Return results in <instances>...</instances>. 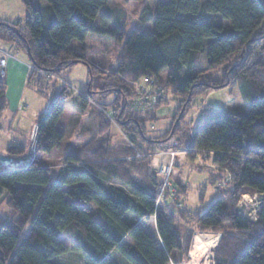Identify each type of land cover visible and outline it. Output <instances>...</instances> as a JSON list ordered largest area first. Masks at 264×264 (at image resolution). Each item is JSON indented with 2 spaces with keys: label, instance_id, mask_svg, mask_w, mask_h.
Wrapping results in <instances>:
<instances>
[{
  "label": "trees",
  "instance_id": "obj_1",
  "mask_svg": "<svg viewBox=\"0 0 264 264\" xmlns=\"http://www.w3.org/2000/svg\"><path fill=\"white\" fill-rule=\"evenodd\" d=\"M44 1L22 0L24 28L0 20V43L25 53L31 66L27 85L37 92L44 90V75L58 78L77 64L87 65L94 77L86 40L100 33L98 25L106 28L112 22L108 0ZM104 33L122 44L116 69L107 77L111 88L102 92V98L106 93L115 98L98 103L114 114L97 115L95 134L79 150L66 153L58 168H50L38 156L65 141L58 124L66 109L77 114L93 104L89 85L68 102L63 100L67 91L55 95L35 125L30 164L17 169L0 165V198L5 191L13 217L11 222L0 218V264H59L68 255L75 258L72 264H112L109 260L118 258L125 264H181L194 229L222 234L214 264H264V0H147L139 25L129 33L124 26ZM74 40L83 46L72 49ZM92 59L101 62L99 56ZM135 82L152 84L157 98L152 108L133 106ZM230 86L241 90L248 111L208 106L201 124L185 136L188 159L203 156L229 178V202L221 198L205 211L188 210L184 183H174V194H160L150 167L160 138L147 139L142 123L130 116L151 114L167 104L159 101L160 89L183 99L185 115L197 96ZM7 109L0 75V119ZM179 121L168 136L182 131ZM114 122L124 132V141L115 146ZM136 150L140 158L134 157ZM27 151L26 144L13 143L7 156L19 158ZM243 189L263 197L255 221L236 210ZM150 218H155L157 237L140 226ZM63 235L73 245L65 244ZM125 238L133 245L124 246Z\"/></svg>",
  "mask_w": 264,
  "mask_h": 264
},
{
  "label": "rangeland",
  "instance_id": "obj_2",
  "mask_svg": "<svg viewBox=\"0 0 264 264\" xmlns=\"http://www.w3.org/2000/svg\"><path fill=\"white\" fill-rule=\"evenodd\" d=\"M39 1L42 5L46 4L44 0ZM161 1L165 2L167 0ZM146 2L147 0H108L107 11L112 17V22L106 28L98 25L100 33L90 35L85 44V46L89 48L90 55L92 56L90 59L93 69L97 71L94 77L90 75L87 65L77 64L73 68L65 70L58 78L44 75V90L42 92H37L32 85H26L23 89L18 110L11 108L12 101L7 97L9 108L6 114L0 119V158L8 157L7 148L13 143L26 144L28 146V151L23 157H8L12 162L0 161V165L10 169H17L26 167L30 164L35 153L36 133L34 132V128L38 118L40 115L48 112L54 100L53 96L57 95L61 97L66 91L67 93L63 97V100L68 102L72 95L76 96L81 91H86L88 85H90L89 88L93 96V104L89 105L90 107L85 112H76L77 114L73 113V109L71 108L66 109L58 124V128L66 132L65 141L60 148L53 150L49 155H39L38 158L45 162L50 168L56 169L63 162L66 153L79 150L86 139L90 137L92 133L95 134L97 128V115L102 112L109 116L115 111H107L106 107L98 103L109 104L115 98L112 94L107 95V93L104 94L106 97L102 98V92L111 88L110 82L107 81V77L116 69V60L122 48L121 42L106 35L104 31L113 30L118 26H124L126 32L129 33L139 25V16ZM183 16L190 17V15H182V17ZM26 17L27 9L22 0H0L1 21L18 24L20 28H24ZM210 20L218 24L229 25L228 22L223 21L219 17H212ZM81 46H83L82 43L77 40L72 41L70 44L72 49H79ZM1 53L16 55L15 57L17 59L26 60V64H29L25 53L15 50L14 46L11 44L0 43V54ZM93 56H99L101 62L97 63L92 59L94 58ZM148 88L154 91L152 84H148ZM9 89H11V87H9ZM138 89L139 83L135 82L134 90L138 92ZM160 90L161 92L158 93L159 101H163L164 99L167 104L161 106L160 109H157L151 114H142V116L132 114L130 116V118H136L142 123L147 139L160 138L159 143L156 145L158 150L154 153L152 158L159 153H165V155L169 153L175 154L169 180L173 190L174 183H184L188 187L186 190L187 194L183 198V204L188 210L205 211L212 203L221 198H224L228 203L229 191L227 193L228 189L226 188L230 185L229 178H224L225 175L218 168L214 167L210 160L204 162L205 160L202 159L203 156H198L195 161L188 159L186 157L185 148V144L188 140H185V136H191L190 132H193L195 128L201 124V113L208 106L215 107L224 112H233L236 110L248 111L249 105L244 102L241 90L238 87H222L219 90L209 91L204 95L197 96L190 104L185 115H183L184 109L182 111L183 99L174 97L169 90ZM178 120H180L179 123L182 131H180L179 134H171L168 136L173 123ZM111 131L112 145L115 146L124 141V132L119 127V124L117 125L116 122H114ZM167 136L169 139L167 138V140H165ZM31 142L34 144L31 145ZM143 155L142 157H145ZM140 156L141 152L136 150L134 157L140 158ZM166 157L170 158V156ZM163 160L166 159L163 158ZM161 161L162 159L157 161V158L155 161L154 158V161L150 164L151 170L157 177L158 183L160 182ZM214 176L218 177V181L213 179ZM137 180L142 181L141 178H137ZM114 183L119 185L118 182ZM239 194V201L236 204L237 212L242 217L255 221L263 197L247 189L241 190ZM6 201L7 197L4 191L0 198V218L11 222L13 217L6 205ZM140 226L152 236L157 237L155 218L142 221ZM187 227L186 225V228ZM190 228H195L192 222ZM194 230L197 232L194 233L188 248L187 257L181 264H214V250L220 243L222 234L202 233L197 229ZM61 239L68 246L73 245V241L69 236L63 235ZM123 245L130 247L133 245V242L130 238H125ZM74 259L73 255H68L60 258L58 262L59 264H72ZM109 261L112 264H125L121 258H118V260L115 259V261L114 259H110ZM170 264L174 263L171 262Z\"/></svg>",
  "mask_w": 264,
  "mask_h": 264
},
{
  "label": "built area",
  "instance_id": "obj_3",
  "mask_svg": "<svg viewBox=\"0 0 264 264\" xmlns=\"http://www.w3.org/2000/svg\"><path fill=\"white\" fill-rule=\"evenodd\" d=\"M7 60L6 58L0 59V75L4 78L5 76V68H6ZM153 91L148 88V86L140 85L138 89V96L135 98V101L133 102V106L135 108H142V110H148L149 108H152L156 102L157 98L152 95ZM152 95V99H151ZM114 112H112V115ZM166 156H170V158H167ZM155 161L157 158V161H160L162 159V166L160 169V185H159V191L160 194H174V190L172 188V185L170 184L169 176L171 172V168L173 166V160L175 158L174 153H169L168 155H165V153H159L155 155ZM153 158V161H154ZM166 159V160H163ZM166 174V175H164Z\"/></svg>",
  "mask_w": 264,
  "mask_h": 264
},
{
  "label": "crops",
  "instance_id": "obj_4",
  "mask_svg": "<svg viewBox=\"0 0 264 264\" xmlns=\"http://www.w3.org/2000/svg\"><path fill=\"white\" fill-rule=\"evenodd\" d=\"M15 56L16 55L1 53L0 59L6 58L7 60L4 76V80H6L7 86L6 91L8 89L6 98H10V100L12 101V103L10 102L11 108H13L14 110H18L21 96L23 94V89L27 85V79L31 70V66L30 63L26 64V60L17 59ZM9 87H11V89H9Z\"/></svg>",
  "mask_w": 264,
  "mask_h": 264
},
{
  "label": "water",
  "instance_id": "obj_5",
  "mask_svg": "<svg viewBox=\"0 0 264 264\" xmlns=\"http://www.w3.org/2000/svg\"><path fill=\"white\" fill-rule=\"evenodd\" d=\"M89 86H90V85H89ZM34 132L37 133V126H35V128H34ZM32 144H34V143L31 142V145H32ZM1 162H8V163H11L12 160H11L10 158H8V157H2V158H1Z\"/></svg>",
  "mask_w": 264,
  "mask_h": 264
}]
</instances>
